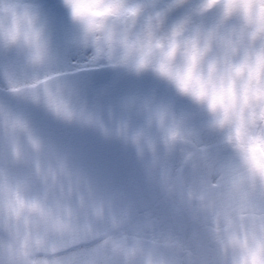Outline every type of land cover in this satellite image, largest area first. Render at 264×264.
Instances as JSON below:
<instances>
[{"label": "clouds", "instance_id": "obj_1", "mask_svg": "<svg viewBox=\"0 0 264 264\" xmlns=\"http://www.w3.org/2000/svg\"><path fill=\"white\" fill-rule=\"evenodd\" d=\"M0 264H264V0H0Z\"/></svg>", "mask_w": 264, "mask_h": 264}, {"label": "water", "instance_id": "obj_2", "mask_svg": "<svg viewBox=\"0 0 264 264\" xmlns=\"http://www.w3.org/2000/svg\"><path fill=\"white\" fill-rule=\"evenodd\" d=\"M73 140L88 154L110 168L122 180L128 169L129 163L118 147L106 145L97 141L94 137L70 134Z\"/></svg>", "mask_w": 264, "mask_h": 264}, {"label": "flooded vegetation", "instance_id": "obj_3", "mask_svg": "<svg viewBox=\"0 0 264 264\" xmlns=\"http://www.w3.org/2000/svg\"><path fill=\"white\" fill-rule=\"evenodd\" d=\"M104 81H105V80H101V81H99V82L96 81V83H97V84H102ZM123 180H124L125 182H129V183H132V182L135 181V177H134V175H133V172H132V169H131L130 164H129V167H128V169H127V172L125 173V176H124Z\"/></svg>", "mask_w": 264, "mask_h": 264}, {"label": "rangeland", "instance_id": "obj_4", "mask_svg": "<svg viewBox=\"0 0 264 264\" xmlns=\"http://www.w3.org/2000/svg\"><path fill=\"white\" fill-rule=\"evenodd\" d=\"M52 2V0H50V3ZM108 77L107 75H98L96 78V81L99 82L101 80H106Z\"/></svg>", "mask_w": 264, "mask_h": 264}]
</instances>
